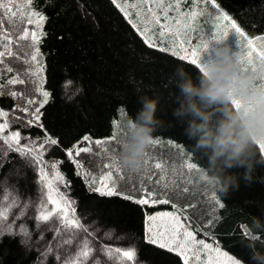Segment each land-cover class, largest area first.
<instances>
[{
	"label": "trees",
	"instance_id": "16d2710c",
	"mask_svg": "<svg viewBox=\"0 0 264 264\" xmlns=\"http://www.w3.org/2000/svg\"><path fill=\"white\" fill-rule=\"evenodd\" d=\"M214 1L245 34L264 37V0ZM32 8L45 17L43 32L46 35L37 45L43 62L41 88L50 93L47 103L40 109L43 115L39 123L44 127L29 125L30 119L24 122L14 119L20 110V98L12 97L11 92L19 93L22 89L24 97L36 95V107L43 100L28 81L14 86L7 83L17 76V71L22 76L26 73L28 64L24 63L23 56L19 60L7 59L12 72L3 69L1 74L0 70V93H3L0 110L8 113L9 128L5 133L19 131L21 145L31 141L40 143L45 130L60 141L58 146L45 145L43 160L56 163L65 181L70 182L67 190L61 187L62 191L75 201V215L91 233L81 231L77 240L87 237L89 247L94 250L92 257L98 258L101 264H110L101 255L102 245L134 250L132 264H184L178 253L145 242L148 213L180 208L200 236L252 264L250 251L242 247V241L251 240L256 250L264 252V168L257 169L253 183L241 179L239 188L230 190L225 196L204 172L205 161L193 150L194 141L184 135L185 126L173 116L178 89L170 82L171 78L179 66L196 77L198 66L165 50L150 47L112 0H34ZM12 50L17 51L15 44ZM143 95L159 98L158 116L165 121V126L154 134L160 143L153 154L169 160L166 154L171 153V168L172 161L176 163L178 159L180 162V167L174 168L176 180L165 177L167 203L157 205L135 203L134 200L142 198L140 193L105 197L90 191L88 180L77 175L81 171L79 165L66 154L74 145H82L85 136L92 141L108 140L115 131L114 122L122 125L128 116L136 115L141 107L138 99ZM120 109L124 110V115ZM3 120L0 118V123ZM259 151L262 149L258 146ZM82 162L94 172L91 160L83 158ZM188 162L195 163L197 168L188 169ZM232 171L242 173L243 169ZM181 177L184 181L178 187ZM36 181L35 167L29 166L24 158L0 141V214L8 218L7 222L0 220V230L11 224L16 233L0 238V264H58L57 251L59 264H63L70 254L64 250L67 245L59 249L56 246L66 238L65 229L56 220L37 219L41 195ZM185 187L187 192L183 191ZM125 196L133 199H124ZM257 219L260 221L258 227L254 226ZM25 237L29 238V245L23 242ZM75 251L76 241L71 246V253ZM87 264H92V259Z\"/></svg>",
	"mask_w": 264,
	"mask_h": 264
},
{
	"label": "snow or ice",
	"instance_id": "6c2138e0",
	"mask_svg": "<svg viewBox=\"0 0 264 264\" xmlns=\"http://www.w3.org/2000/svg\"><path fill=\"white\" fill-rule=\"evenodd\" d=\"M34 0H25V3L22 5L20 0H0V65H4L7 72H12L13 69L4 64L5 58L15 57L16 59H21L23 56L24 63L28 65H35V68H29L26 70V75L39 78L38 80H33V83H42L43 79V64L41 63L42 54L40 53L39 47L37 46L40 43V38L46 33L42 31V25L45 20V17L39 12H36L31 9V5ZM114 4L125 16L129 15L128 8L130 5H121L117 3V0H112ZM157 8L161 10L163 16L164 24L161 25V28L167 27L169 24V17L167 11L169 5L157 4ZM149 13H152V8L147 9ZM139 14V13H138ZM223 15L222 13L217 14V18ZM195 18L194 16L192 17ZM159 18L155 21H150V23H158ZM176 25H180L179 20L172 21ZM7 24V27L5 25ZM28 25H32L33 28L30 31ZM135 26V25H134ZM234 27V32L238 34L239 39L243 40L242 50L240 51L241 56L246 62L247 66L255 68L254 64V55L264 59V37H255L248 38L244 32L240 30L239 27ZM141 32V35L144 37L145 42L149 44L150 47H155V42L149 38L146 34L148 32L147 25H144L143 29H138ZM155 35V34H154ZM166 35L164 31H159L158 36L163 39ZM228 31L225 30L220 32L218 29L211 36V41L215 40L217 42L224 41L228 38ZM14 37V39H13ZM22 41H27L26 44H22ZM259 41V44H257ZM13 44L16 45L17 51L12 50ZM210 46V42H204L202 44V50L205 52ZM257 48L260 49L257 52ZM164 51V48L160 49ZM177 52H173V55H177ZM180 59H187V57L181 55ZM191 64L197 65L199 70L201 68L200 53L197 50L192 51ZM199 62V63H198ZM8 84H23L24 80L19 79V76H15L7 81ZM40 92V95L43 97V100L40 101L39 105L32 110V120L28 121L29 125H35L43 129V124L39 123L41 116L40 109L47 103L50 93L42 90V88L37 89ZM3 95V93H0ZM12 97H16V92H11ZM29 105L36 103L34 100H27ZM25 113L28 112L27 108L21 109ZM122 115H124V110L120 109ZM8 113L0 110V118H4V122L0 123V141H3L7 145L10 151L18 153L22 158H24L29 166H34L37 172V184L38 191L42 196L41 200V211L38 220L47 222L50 217H54L58 224H60L64 229L65 239H62L57 248L64 247L67 245V248H64L65 252L70 253L69 256L63 261V264H87L89 259H92V264H101L98 258L92 257L93 249L89 247V241L87 237L82 240H77L79 233L82 231L88 235V229L80 223L79 219L75 215V208L73 205L75 201L69 199L64 193H61L59 190L60 186H63L66 190L70 187V182L65 181L64 176L60 173L56 163L51 165L53 169L52 177H49L48 172L46 171V165L43 160V154L45 151V145L49 146H58L60 141L56 138L51 137L45 130V136L43 141L40 142L38 146L34 143L32 146L28 144L21 145L20 132H11L9 135H2L6 129L9 128L7 122ZM115 131L106 141H95L97 145L115 143L119 147V137L123 134L122 125L116 124L114 122ZM88 141L90 144L92 141L88 136L82 138V141ZM160 143L159 139L156 138L151 145L149 153L146 158V162L142 168L139 170H129L127 169L119 159V151L115 149H109L105 147L103 151V159L106 163L103 167L106 169V174L100 179L97 180L93 176L92 182L96 187L89 188L90 191L98 193L100 196L110 197L120 195L121 193L116 191L117 182L122 180L127 174L128 178L131 179L134 175L138 179H143L146 175L151 176V170H161V178L164 179L166 176H171L176 178V170L172 169L171 172L168 171V168L171 166L162 168L161 163L156 162L152 163L155 160L153 155V150L155 146ZM260 148L264 150V144L260 145ZM73 150H75L76 155H79L81 152L88 153L91 151L90 147L79 148L78 145H74L72 149H67L66 154L69 158L73 156ZM75 162V161H73ZM188 169H196L197 165L195 163H188ZM115 173V177L113 176ZM77 175H83L84 179L87 181L88 177L82 173L78 172ZM160 181L158 180L157 183ZM167 187V183L165 184ZM184 192H187L188 189L185 187ZM146 195L151 197L154 193L147 192ZM7 197H5L6 199ZM124 199L132 200L130 196H125ZM137 204H148L156 203L157 201H150V199H138L134 200ZM167 203V201H162ZM50 205L51 208L47 211L44 210V205ZM166 215V214H165ZM158 217H148L149 227L146 229L145 242L158 245L160 248H167L169 251H176L178 254L184 257V264H237L236 260H233L231 256H228L227 253H221L218 249L213 250L212 246L206 244L203 240L196 241L193 232L188 231L183 224L180 223L178 217L171 216L168 217L170 223L167 225H161L160 227H152V222L156 221ZM0 220L7 222V216L0 214ZM258 227V226H257ZM56 234H59V229L55 230ZM9 235L10 237L14 236L16 233L12 231L11 224H8L6 228L0 230V238L4 235ZM55 238V237H54ZM110 238V237H109ZM76 241V251L71 253V246L73 242ZM242 247H245L242 242ZM101 255H104L109 261L110 264H132L135 259V251L132 249L123 250L121 248H112L106 245L101 246ZM215 252V255L213 253ZM203 256V259H202ZM224 256V261L220 260V257ZM56 261L60 262L59 251L55 255Z\"/></svg>",
	"mask_w": 264,
	"mask_h": 264
},
{
	"label": "clouds",
	"instance_id": "9594fccd",
	"mask_svg": "<svg viewBox=\"0 0 264 264\" xmlns=\"http://www.w3.org/2000/svg\"><path fill=\"white\" fill-rule=\"evenodd\" d=\"M209 49L196 77L182 66L176 68L170 81L178 89L173 116L204 159V172L226 196L239 188L241 179L253 183L257 169L264 168V151L258 152L264 144V65L247 66L240 51L227 43ZM138 103L141 107L124 120L119 137V159L129 170L143 167L154 134L165 126L158 116V97L143 95ZM259 224L254 220V226ZM243 243L252 264H264V252L256 250L251 240Z\"/></svg>",
	"mask_w": 264,
	"mask_h": 264
},
{
	"label": "rangeland",
	"instance_id": "374dc122",
	"mask_svg": "<svg viewBox=\"0 0 264 264\" xmlns=\"http://www.w3.org/2000/svg\"><path fill=\"white\" fill-rule=\"evenodd\" d=\"M21 4L23 5L25 3V0H20ZM117 3L121 4L122 6L127 4L130 5L127 10L129 12V15L126 16V18L132 23V25L137 29H143L144 25H147L148 32L146 33L150 39H152L155 42V47L161 49L164 48L165 51L170 52L173 54V52H177L178 54L176 56L180 57L181 55L187 57L188 61H191L192 58V51L197 50L200 53V60L202 59V56L204 54V51L202 50V44L204 42H210V49L211 47L217 46L221 43H227L231 45L235 50L241 51L243 46V40L239 39L238 34L234 32V27H238L235 22L226 14V12L214 1V0H117ZM165 4L169 5L167 15L169 17V24L167 27L161 28V25L164 24L163 16L161 14V10L156 7L157 4ZM32 10V5L30 6ZM151 7L152 13H149L147 9ZM35 11V10H34ZM37 12V11H36ZM124 13V12H123ZM139 13V14H138ZM222 13L223 15L219 16L217 18V14ZM125 15V14H124ZM195 17L194 19L192 17ZM157 18H159L158 23H150V21H155ZM179 20L181 23L180 25H176L175 23H172V21ZM29 30L31 31L33 26L28 25ZM217 29L220 32H223L225 30L228 31V38L224 41L217 42L215 40L211 41V36L214 32L217 31ZM241 30V29H240ZM42 31H43V25H42ZM159 31H164L166 35L161 39L158 36ZM243 32V30H241ZM140 34L141 32L138 31ZM155 34V35H154ZM248 38L250 37L246 34ZM143 37V36H142ZM144 38V37H143ZM14 39V37H13ZM22 44H26L27 41H22ZM259 41H257V44ZM2 50V49H0ZM260 49L257 48V52H259ZM206 55V54H205ZM10 58V57H9ZM8 58H5L6 65H10V62H7ZM25 59V58H24ZM254 59V58H253ZM41 63L43 64L42 60ZM199 63V62H198ZM257 63L259 65H264V59L260 58L257 59ZM255 66V59H254ZM9 67V66H8ZM29 68H35V65H28L27 70ZM3 69H5L4 66L1 67L0 70L1 74L4 73ZM17 71V70H16ZM17 75L19 76V79L24 80V83L26 81L29 82L30 87H33L36 89L41 88L42 83H33V80H38L37 77H32L30 75L24 74L19 75V71H17ZM13 85H20L17 84H10ZM22 85V84H21ZM16 91L17 89H13L12 91ZM17 93V96L19 99V105L20 107L19 112H17L14 116L15 120H19L20 122L28 121V119L32 120V110L36 108V104L29 105L27 103V100H34L36 101L38 98H36V95L24 97L21 93H23V90L21 89ZM27 108L28 112L25 113L24 111H21V109ZM4 122L1 121V123ZM6 131V130H5ZM10 134V133H9ZM8 133H3L2 135H9ZM21 141V140H20ZM92 141V140H91ZM98 141H106V140H98ZM33 143L38 146L40 143L38 141H31V143H26L29 146H32ZM79 148L84 147H90L91 151L88 153L81 152L79 155H76L75 150H73V156L72 159L79 165L80 172L84 173L88 177V182L91 184L92 187H96V185L92 182V177L95 176L97 180H100L105 174L106 169L103 167V165L106 163V161L103 159V149L105 147H108L109 149H115L116 151H119V147L115 143H108L97 145L95 141H92L90 144L88 141H84L82 145L78 146ZM156 150L153 151L155 153ZM264 151V150H262ZM172 155L174 154L177 158V153L175 151H172ZM171 153H167L168 159L165 158H159L158 155L153 154L155 156V160L152 162L153 164L156 162L161 163L162 168L170 166ZM83 158H86L87 160H91V164L93 166V171L89 170L84 164ZM175 162H171V165H173V168H168V171L171 172L172 169L180 167V162L178 159L175 160ZM191 163V162H188ZM187 163V164H188ZM53 163H47L46 165V171L49 174V177H52L53 169L51 167ZM186 164V166H187ZM182 166V164H181ZM151 176H145L143 179H138L135 175L129 179L127 174H125L124 178L117 182L116 191L121 194H137L142 196L144 199H150V201L154 200L157 201L156 203H149L150 205H157L158 203H165L162 201H166L165 196V178H161V170H151ZM113 176L115 177V173H113ZM183 176V175H182ZM160 181L157 183V181ZM176 180V179H175ZM184 181V179L181 177V181L178 182V187H180L181 183ZM174 182V180H173ZM172 182V183H173ZM128 185L129 189L128 190ZM135 186V187H134ZM62 186L59 187V190L61 193ZM177 187V188H178ZM183 188V187H182ZM180 189V188H179ZM127 192V193H125ZM147 192L154 193L153 196L148 197L146 195ZM195 192V189H194ZM41 196V200H42ZM180 201V200H179ZM51 206L45 204L44 210L47 211L50 209ZM166 214V215H165ZM158 217V219L154 222H152V227H160L162 224L167 225L170 223L168 217L175 216L178 217L180 220V223L184 225L185 228H187L188 231L193 232L196 241L203 240L206 244H209L212 246L213 250L218 249L221 253H227L228 256H231L233 260L237 261V264H239L240 259L232 255L227 250H224L222 247H220L218 244H216L214 241L207 239L204 236H200L199 231L197 228L193 227L192 222L190 221L188 215L180 208H173V209H165V210H158L154 213H148L146 215V229L150 226L148 222V217ZM52 221L55 220L54 217H50ZM123 237V236H122ZM29 238L25 237L23 238V242L28 244ZM58 244H56L57 246ZM176 252V251H174ZM178 253V252H176ZM180 255V254H179ZM215 255V252L213 253ZM41 258H44V254L41 255ZM184 259V257L182 256ZM203 259V256H202ZM224 256L220 257L221 261H224ZM44 260V259H43ZM42 262V260H41ZM226 264V262H225Z\"/></svg>",
	"mask_w": 264,
	"mask_h": 264
},
{
	"label": "crops",
	"instance_id": "0c3cea01",
	"mask_svg": "<svg viewBox=\"0 0 264 264\" xmlns=\"http://www.w3.org/2000/svg\"><path fill=\"white\" fill-rule=\"evenodd\" d=\"M257 59H260V57H258V56H255V61H257Z\"/></svg>",
	"mask_w": 264,
	"mask_h": 264
}]
</instances>
